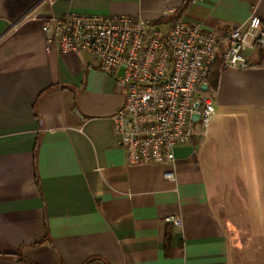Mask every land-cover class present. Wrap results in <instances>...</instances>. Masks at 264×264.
<instances>
[{
  "label": "crops",
  "instance_id": "obj_1",
  "mask_svg": "<svg viewBox=\"0 0 264 264\" xmlns=\"http://www.w3.org/2000/svg\"><path fill=\"white\" fill-rule=\"evenodd\" d=\"M169 7L208 30L252 11L264 25V0H0V264H264V52L219 68L203 90L208 134L175 148L170 180L168 164H127L114 77L87 54L44 49L51 14L141 15L164 29Z\"/></svg>",
  "mask_w": 264,
  "mask_h": 264
},
{
  "label": "built area",
  "instance_id": "obj_2",
  "mask_svg": "<svg viewBox=\"0 0 264 264\" xmlns=\"http://www.w3.org/2000/svg\"><path fill=\"white\" fill-rule=\"evenodd\" d=\"M164 16L172 20L162 29L141 15L51 14L42 32L46 52L87 54L114 77L124 100L110 118L127 164H168L163 175L175 180V148L208 134L214 104L201 85L211 65L246 66L247 50L264 52V25L254 11L224 32L184 19L174 7Z\"/></svg>",
  "mask_w": 264,
  "mask_h": 264
},
{
  "label": "trees",
  "instance_id": "obj_3",
  "mask_svg": "<svg viewBox=\"0 0 264 264\" xmlns=\"http://www.w3.org/2000/svg\"><path fill=\"white\" fill-rule=\"evenodd\" d=\"M223 67L221 64L215 62L211 65L209 73L205 78V83L208 85V89L215 90L217 86L216 74L219 68Z\"/></svg>",
  "mask_w": 264,
  "mask_h": 264
},
{
  "label": "rangeland",
  "instance_id": "obj_4",
  "mask_svg": "<svg viewBox=\"0 0 264 264\" xmlns=\"http://www.w3.org/2000/svg\"><path fill=\"white\" fill-rule=\"evenodd\" d=\"M209 126H210V124H209ZM226 167H227V169H229V168H231L232 166H237V168H238V166H240V170H241V168H243V170H247L246 169V166H245V164H224ZM233 167V168H234ZM237 168H236V170H237ZM233 171V173H232V182H235V180H236V178H235V173L234 172H237L238 173V171ZM240 170H239V172H240ZM247 182L249 183L248 185V187H252L251 186V180L250 179H248L247 180ZM234 185V184H233ZM252 191H251V189L249 190V204H248V207H249V209H250V214L251 213H253L254 212V210L252 209V208H254L255 207V203L253 202V200H252Z\"/></svg>",
  "mask_w": 264,
  "mask_h": 264
},
{
  "label": "water",
  "instance_id": "obj_5",
  "mask_svg": "<svg viewBox=\"0 0 264 264\" xmlns=\"http://www.w3.org/2000/svg\"><path fill=\"white\" fill-rule=\"evenodd\" d=\"M206 87H207V84H206V83H203V84L201 85V89H202V90H205ZM196 117H198V116L195 115L194 118H196Z\"/></svg>",
  "mask_w": 264,
  "mask_h": 264
}]
</instances>
